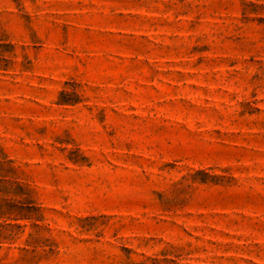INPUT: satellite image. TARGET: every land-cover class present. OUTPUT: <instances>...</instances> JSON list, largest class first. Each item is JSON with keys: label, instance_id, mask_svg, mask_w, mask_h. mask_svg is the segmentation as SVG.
I'll return each mask as SVG.
<instances>
[{"label": "rangeland", "instance_id": "374dc122", "mask_svg": "<svg viewBox=\"0 0 264 264\" xmlns=\"http://www.w3.org/2000/svg\"><path fill=\"white\" fill-rule=\"evenodd\" d=\"M0 264H264V0H0Z\"/></svg>", "mask_w": 264, "mask_h": 264}]
</instances>
